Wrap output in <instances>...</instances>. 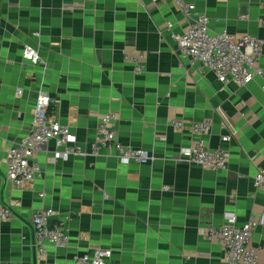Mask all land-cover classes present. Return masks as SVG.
Instances as JSON below:
<instances>
[{"label": "crops", "instance_id": "obj_1", "mask_svg": "<svg viewBox=\"0 0 264 264\" xmlns=\"http://www.w3.org/2000/svg\"><path fill=\"white\" fill-rule=\"evenodd\" d=\"M185 1L209 18L212 34L264 39L263 0ZM190 21L172 0H0V207L12 212L0 216L1 264H76L97 248L113 252L109 264H227L223 247L201 232L229 214L241 227L264 211V190L253 185L264 167V77L224 86L181 60L173 36ZM27 48L40 64L24 57ZM133 58H142L143 74ZM257 67L264 73V51ZM41 90L82 149L113 113L121 143L155 161L125 165L107 150L58 159L53 140L35 158L42 178L25 188L8 182V154L30 133ZM175 120L212 129L193 136ZM200 140L229 152L226 170L180 156ZM41 209L55 212L50 226L67 221L68 248L47 243L39 252L32 218ZM249 247L264 264L263 228Z\"/></svg>", "mask_w": 264, "mask_h": 264}, {"label": "built area", "instance_id": "obj_2", "mask_svg": "<svg viewBox=\"0 0 264 264\" xmlns=\"http://www.w3.org/2000/svg\"><path fill=\"white\" fill-rule=\"evenodd\" d=\"M172 1L191 20L183 34L173 36L181 60H187L192 67L199 65L203 70L212 71L224 86L233 83L243 88L255 78L264 77L263 71L257 67L264 51V39L251 35L237 37L227 32L212 34L209 29V18L197 13L193 4L185 0ZM68 9L73 10L75 6H69ZM260 24L264 26V18L260 20ZM172 28L173 25L169 24L168 29ZM24 55L33 64L41 63L38 53L30 48L25 50ZM132 60L135 63V73L143 74L145 66L142 58ZM180 66L183 67L182 64ZM53 105L52 97L43 90L39 91L31 131L8 154L6 180L17 187L25 188L42 178V168L36 163L35 158L53 140L63 149L57 154L58 159H68L71 156H98L101 150H107L110 154H117L119 160L125 165L132 163L148 165L155 161L156 157L145 150L127 147L121 143L116 130L117 116L113 113L100 118L97 138L91 145V150L82 149L78 145L76 136L72 134L71 128L61 125L55 118ZM172 126L177 131L188 132L193 136L208 134L212 129L209 122L188 126L184 122L175 120ZM232 134L235 133L232 132L223 137L222 141L230 142L234 136ZM180 156L213 172L226 170L230 158L228 151L222 148L212 150L204 140H200L189 149L182 150ZM253 183L255 189L264 190V167L260 169ZM0 216L3 219L10 218L12 212L0 207ZM55 217L53 210L41 209L32 218L36 245L41 254L46 253L47 243L63 249L70 246L67 221L61 219L50 226V221ZM258 227L264 230V211L259 217L252 218L241 227L237 225V217L229 214L223 226L202 230L201 235L209 241L218 242L223 247L227 264H260L257 255L249 247ZM112 256L111 250L97 248L90 253L78 256L75 262L76 264H109Z\"/></svg>", "mask_w": 264, "mask_h": 264}]
</instances>
